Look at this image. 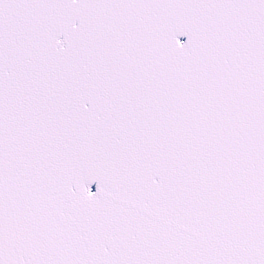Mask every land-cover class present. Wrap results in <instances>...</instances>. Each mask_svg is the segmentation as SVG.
Instances as JSON below:
<instances>
[{"label": "snow or ice", "instance_id": "obj_1", "mask_svg": "<svg viewBox=\"0 0 264 264\" xmlns=\"http://www.w3.org/2000/svg\"><path fill=\"white\" fill-rule=\"evenodd\" d=\"M0 264H264V0H0Z\"/></svg>", "mask_w": 264, "mask_h": 264}]
</instances>
